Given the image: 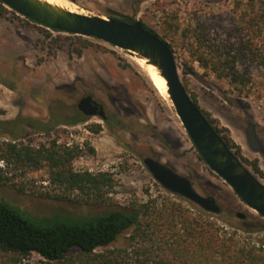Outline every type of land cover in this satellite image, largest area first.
Masks as SVG:
<instances>
[{
    "label": "rangeland",
    "instance_id": "obj_1",
    "mask_svg": "<svg viewBox=\"0 0 264 264\" xmlns=\"http://www.w3.org/2000/svg\"><path fill=\"white\" fill-rule=\"evenodd\" d=\"M70 1L79 12L119 18L128 15L143 20L160 33L169 26L167 41L173 46L179 74L188 92L196 95L200 106L219 127L228 130L223 132L241 146L242 155L257 160L264 172V152L251 147L246 133L249 124L254 123L264 148V73L256 72L252 83L239 91L227 79L217 78L202 68L191 57L180 34L195 12L217 10L225 0ZM55 35H59L56 30L0 6V121L29 117L46 122L52 110L58 119L70 120L77 113L76 103L83 92L92 90L97 96L105 97L110 113L117 115L126 126L119 137L122 144L102 127L103 121L98 116L85 118L80 123L62 124L57 129L65 130L60 133V140L67 139L82 147V155L74 163L76 169L111 174L114 184L104 188L110 191L109 200L86 202V197H80L71 202L40 197L32 192L35 186L54 188L45 181V173L9 165L2 167V174L12 178L16 185L1 186L0 201L6 199L37 216L56 212L78 216L103 211L112 199L122 204L143 200L148 189L154 195H166L165 188L144 163L145 157L157 156L187 176L197 191L218 201L223 211L214 214L220 223H224L222 218L240 219L238 212L246 214L240 219L245 223L259 216L202 159L172 102L158 92L133 55L91 37L88 38L94 44L78 54L75 36L56 44ZM94 124L101 125L103 131L93 133L90 125ZM43 137L42 133H33L27 127L17 141L29 138L41 141ZM7 139L0 130V143ZM89 146L94 148V153L88 151ZM243 162L264 182V176ZM122 241L123 238L119 244ZM17 264L48 263L33 254Z\"/></svg>",
    "mask_w": 264,
    "mask_h": 264
},
{
    "label": "trees",
    "instance_id": "obj_2",
    "mask_svg": "<svg viewBox=\"0 0 264 264\" xmlns=\"http://www.w3.org/2000/svg\"><path fill=\"white\" fill-rule=\"evenodd\" d=\"M224 2L217 10L195 12L180 34L191 57L202 68L217 78L227 79L242 91L252 83L256 72L264 73V0ZM0 6L14 12L1 2ZM120 18L136 20L128 15ZM140 21L168 42L169 26L160 33ZM57 32L59 35L53 37L56 44L71 36L77 38L78 54L94 44L82 35ZM191 96L230 149L264 176L257 160L245 158L241 146L223 132L228 130L215 123L211 114L200 106L196 95ZM56 116L52 110L46 122L29 117L0 121V130L8 138L0 143V187L7 183L16 185L12 178L2 174L3 166H23L30 172H44L47 184L54 186H35L32 192L40 197L71 202L80 197H86V202L108 201L110 191L104 188L113 186L111 174L76 169L74 163L82 155L81 145L60 140V133L65 130L57 127L74 124L79 120L77 113L70 120ZM27 127L33 133H42L43 140L17 141ZM90 128L99 129L95 125ZM88 151L95 152L91 146ZM164 191L166 195H154L148 189L145 199L126 204L112 199L103 211L78 216L62 212L37 216L2 199L0 264H17L33 254L48 264H264L261 215L247 223L236 217L222 218L224 223H220L214 213L178 194Z\"/></svg>",
    "mask_w": 264,
    "mask_h": 264
},
{
    "label": "water",
    "instance_id": "obj_3",
    "mask_svg": "<svg viewBox=\"0 0 264 264\" xmlns=\"http://www.w3.org/2000/svg\"><path fill=\"white\" fill-rule=\"evenodd\" d=\"M4 5L49 29L67 34L96 38L113 46L137 53L156 65L167 81L168 98L172 102L196 149L210 169L224 179L248 207L264 218V182L230 149L207 115L195 103L184 85L173 49L160 35L145 28L140 20L126 21L119 17L89 15L53 5L42 0H0ZM79 107L88 115L100 114L90 96ZM251 147L264 152L254 123L246 131ZM144 163L166 190L178 194L211 213L222 210L218 201L196 190L192 181L166 163L147 156ZM243 219L246 214L238 212Z\"/></svg>",
    "mask_w": 264,
    "mask_h": 264
},
{
    "label": "flooded vegetation",
    "instance_id": "obj_4",
    "mask_svg": "<svg viewBox=\"0 0 264 264\" xmlns=\"http://www.w3.org/2000/svg\"><path fill=\"white\" fill-rule=\"evenodd\" d=\"M88 96H90L92 98V102L97 105L98 111H100L101 109L104 110L105 117H102L100 114L88 115V114H86V112L83 109H81L79 107L81 100L85 97H88ZM76 107H77L76 109H77V115L79 117V120H77L75 123L83 122L85 120V118H88V117L98 116L103 121L102 127L105 128L109 134L114 136L116 138V140H119L122 129H124L126 126L122 124L123 121H121V119H118L117 115H113L110 113L109 107H108V100L105 97L97 96L94 93V91L88 90V91L83 92L81 94V96L77 100ZM94 125L97 126L99 129L97 131H94L90 128V130L93 133L99 134L103 131L101 129V125H99V124H94ZM120 143L122 144L121 141H120ZM150 157H153L157 160H160L157 156H150Z\"/></svg>",
    "mask_w": 264,
    "mask_h": 264
},
{
    "label": "bare ground",
    "instance_id": "obj_5",
    "mask_svg": "<svg viewBox=\"0 0 264 264\" xmlns=\"http://www.w3.org/2000/svg\"><path fill=\"white\" fill-rule=\"evenodd\" d=\"M42 1H46L59 7L77 11L76 4H74L70 0H42ZM131 53L133 54V59L135 60V62L147 72L149 78L151 79V82L158 90V92L163 97H168L169 94H168L167 81L164 78V76H162V74L160 73V69L156 65L152 63H148V58L144 56H139L135 52H131Z\"/></svg>",
    "mask_w": 264,
    "mask_h": 264
}]
</instances>
